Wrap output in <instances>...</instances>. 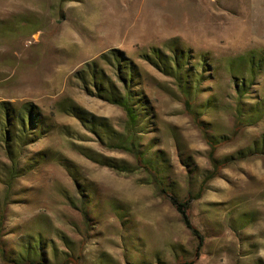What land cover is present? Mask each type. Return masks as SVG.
<instances>
[{
    "label": "rangeland",
    "instance_id": "374dc122",
    "mask_svg": "<svg viewBox=\"0 0 264 264\" xmlns=\"http://www.w3.org/2000/svg\"><path fill=\"white\" fill-rule=\"evenodd\" d=\"M173 47L193 71L188 82L206 131L228 138L216 157L232 156L191 203L203 236L197 254L196 239L147 171L110 166H135L121 146L132 137L180 199L211 169L174 76L152 53L172 57ZM112 48L137 72L133 127L121 107L74 76L97 60L114 81L98 58ZM247 53L264 58V0H0V101L32 102L45 118L11 183L0 142V235L11 259L0 264H21V256L57 264L79 251L80 264H264V60L255 75L241 69L247 84L252 79L242 97L249 118L237 130L228 70Z\"/></svg>",
    "mask_w": 264,
    "mask_h": 264
},
{
    "label": "trees",
    "instance_id": "16d2710c",
    "mask_svg": "<svg viewBox=\"0 0 264 264\" xmlns=\"http://www.w3.org/2000/svg\"><path fill=\"white\" fill-rule=\"evenodd\" d=\"M152 51L155 56L154 58L159 59L158 61L160 62L162 68L174 76L177 86L182 93L185 112L191 117L193 123L200 128L209 147L208 159L211 164V169L205 173L195 191H189L185 197L180 199L173 191L166 187L159 170L138 148L136 141H134L132 137H129V139L125 142L126 145L121 143V146L133 154L135 158V166L130 167L127 165H116L114 163L110 164V166H114L119 170L125 171H133L136 168H143L147 171L149 181L154 184L160 194L168 198L171 205L178 212L181 222L196 239L197 245L195 247V252L197 254V252L201 250L203 236L199 229L191 222L189 211L191 203L193 200L201 197L208 180L217 176L220 169L228 164L232 156H225L223 159L216 157L218 147L227 142L228 138L224 136L215 137L206 131L204 121L201 119L200 113L194 106L192 95L194 92L188 82V76L191 75L193 71L191 68L186 67L185 62H183L184 55L182 50L178 51L177 49H174L172 57H166L157 48H153ZM140 56L145 58V60L151 59L152 61L150 62H153L152 64H156L154 63L156 61H154L155 59L153 56L148 55V57L145 52H141ZM98 58L110 65L114 74V81L106 75V77H104V72L100 69L97 60L85 62L77 71H75L74 76L80 80H85V82L88 81V83H90L96 90L99 97L121 107L126 115L128 125L130 127L135 126L139 121V112L135 105V102H137L138 99L135 97L136 91L133 88V84H136L135 81L137 79V72L135 70L134 63L130 57L126 56L122 50L117 48H112L108 51L100 53ZM263 60L264 58L260 54L247 53L246 55H240L234 66V63L228 64V70H230L233 77L236 78L235 90L237 99L234 106L236 116L235 130L243 126L244 120H248L249 118L245 116L242 106V97L248 92L252 77L249 78L247 84L246 78L243 76L241 69L245 66L251 75H255L260 69ZM196 88L197 87H195V90ZM68 110H70V112L80 121L87 120L84 118L78 107L76 108L71 106ZM44 119L45 118L42 117L40 112L37 110L36 105L32 102L25 101L12 103L10 101H0V142L3 144V150L8 161L7 181L9 183L12 182V178H14L20 170L23 147L27 144V142H29L36 129L40 131L44 125ZM251 150L256 149L254 148ZM237 154L241 158V151H238ZM82 207L84 206L82 205ZM81 212L83 219L86 220V211L82 208ZM1 226L2 217L0 219V232ZM0 257L6 262L11 260L4 254L1 235ZM80 257L81 254L79 251L76 256H65L57 264H80ZM18 261L21 264H50L42 258L29 256H21ZM191 262H193V259L186 260L180 258L175 262V264H187Z\"/></svg>",
    "mask_w": 264,
    "mask_h": 264
}]
</instances>
